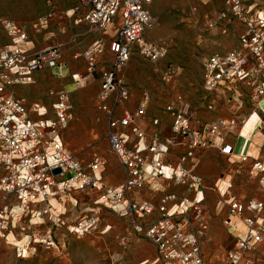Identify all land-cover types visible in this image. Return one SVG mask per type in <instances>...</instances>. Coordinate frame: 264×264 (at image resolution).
Segmentation results:
<instances>
[{
	"label": "built area",
	"instance_id": "obj_1",
	"mask_svg": "<svg viewBox=\"0 0 264 264\" xmlns=\"http://www.w3.org/2000/svg\"><path fill=\"white\" fill-rule=\"evenodd\" d=\"M89 5L84 19L99 29H105L118 17V28L110 50L114 53L112 67L102 71L97 107L107 117L106 137L111 151L125 169V178L116 185L102 184L100 171L103 159L95 155L85 168L83 162L64 144L59 129L64 128L72 118L67 91L58 93L54 104L55 119L32 121L28 117L25 100L5 93L7 87L16 83H28L36 70L60 65L61 44L28 52L18 45L25 38L21 28L13 22L1 21L15 42L0 45V240L12 245L19 258L28 257L36 250L34 243L45 248L53 246L51 228H47L38 240L30 234L33 218L48 216L53 226L64 225V220L52 212L50 200L70 191H98L96 203L104 204L118 211L122 216L136 214L144 217L153 210L148 201H129L127 195L144 186L150 179L175 180L194 187L198 178L191 176L183 167L181 158L173 165L166 160L171 146L184 144L187 155L194 148L205 147L213 139H222L231 126L217 120L201 124L182 106L170 103L166 106L172 118L170 136L159 140H146V131L138 122L145 113L148 94L144 92L138 107L117 115L116 108L130 96L129 88L122 76V70L133 51H138L150 61L163 59L167 46L160 40H149L146 33L156 22L150 12L151 0H81ZM231 16L244 25L240 35L241 48L224 53H215L204 58L203 83L208 92L215 91L222 83L233 80L244 81L253 87L255 101L264 97V82L258 83V75L264 72V12L254 10L242 0H226V10L217 15L218 20ZM44 17L35 27L47 22ZM213 24H210L212 26ZM100 43L91 45L85 52L88 65L83 75L74 74L75 82L85 83L93 74L96 54L102 52ZM249 56L255 60V67H248ZM173 69H169L167 77ZM181 101V97L177 98ZM35 112H41L33 105ZM259 127L264 132V109ZM157 123L158 120H152ZM232 123V121H231ZM214 139V140H215ZM226 152L231 148L225 146ZM243 159L246 156H241ZM252 175L257 178L263 190L261 198L251 197L245 201L231 198L225 224L237 234L234 247L229 251L225 264H240L246 252L254 250L264 241V161L252 163ZM182 198L177 201L174 193L162 197L159 205L161 217L148 226L145 235L157 248V257L140 264H207L203 258L199 236L206 228L200 220L198 230L185 231L176 221L191 207L201 201ZM172 204L169 206V203ZM43 204L41 208H37ZM197 209V208H196ZM197 211V210H196ZM24 218H28L23 225ZM97 215L80 219L67 226L68 232L80 237L90 233L97 224ZM203 222V223H202ZM18 226L20 237L13 230Z\"/></svg>",
	"mask_w": 264,
	"mask_h": 264
},
{
	"label": "crops",
	"instance_id": "obj_2",
	"mask_svg": "<svg viewBox=\"0 0 264 264\" xmlns=\"http://www.w3.org/2000/svg\"><path fill=\"white\" fill-rule=\"evenodd\" d=\"M205 1L209 4L208 8H213V1L215 0ZM223 3L225 10L226 0H224ZM246 5L251 6L254 10L263 11L256 8L254 4ZM88 10L89 5L81 0H0V45L11 44L16 41L14 36L9 34L8 30L4 27L1 21L13 22L21 28L25 34V38L18 42V45L28 52L47 48L54 44H61L62 58L59 66L53 68L44 67L36 70L32 73L31 80L28 83L13 84L12 86L6 88L5 93L12 94L16 98L24 99L28 109V117L32 121H37L39 119L54 120V104L58 99V93L63 90L67 91L69 103L71 105L72 118L64 128L59 129L62 138L63 131L66 127L69 129L73 127L72 124L82 121L83 115L81 113V108L84 105V91L91 85L95 86L97 111L95 112L92 110L86 116V119L90 124L88 130L93 136L97 130L98 124L101 121H105V135L107 133V117L104 113L99 111L97 107V95L100 90L101 73L102 71L111 68L114 61V53L110 50V43L114 40L117 33L118 17L116 16L112 23L106 26L105 29H99L84 19ZM48 15L49 17L47 18V22L36 28L35 25L39 24L41 20ZM217 15L218 13H212L210 14V17L206 19L209 29L217 31L220 34H226L230 29L229 35L234 38L235 46L226 51L241 48L240 35L244 31L243 23L231 16L218 20ZM210 24L213 25L210 26ZM98 43L102 45L103 50L95 56L96 61L93 74L85 83L75 82L72 77L74 74L83 75L86 72L88 65L85 57L86 50L91 45ZM255 66V60L249 56L248 67L252 68ZM170 68H172V66ZM172 72L175 73L173 78L174 82L177 84L185 82V91H183L182 94L176 91L172 100L167 101L163 105L162 102H155L154 97L151 96V99L147 103L146 107V111L148 110L147 112H149L151 116L145 112L143 117L138 120L146 131L147 142H150L154 137L162 140L160 132L163 129V126L167 125V123H165L166 121H169L168 126L171 129L172 118L166 110V106L170 103H175L176 105L182 106L186 109L192 115V118L199 121L201 124L209 125L217 120H223L226 122L234 121L235 125L231 126L229 129L230 132L227 133L228 135L229 133L234 132L233 134L236 135L233 141L227 142L231 148V152H228L229 156L237 157L239 161L250 160L251 165L255 160L264 161V132L259 127L260 119L262 118L261 108L264 109V97L255 101L253 99V87L244 81L237 80L224 82L215 91L208 92L204 87L203 67L201 64L197 69V73L192 72L188 65H176ZM122 76L130 91L129 84L125 79L123 70ZM257 82H264V72H261L258 75ZM178 87L179 86L177 85L176 88ZM243 88L247 90V93L243 92ZM212 96L217 97V101L211 100ZM178 97H181L180 102L177 101ZM124 102L119 104L116 108L117 115H121L124 111H127V109L123 106ZM35 104L41 108V112H35L32 109V106ZM154 119H157L158 122L153 123L152 120ZM239 120L240 123H237ZM144 121L150 122V128ZM70 123L71 125H69ZM179 149L182 151V155L172 164H178V162L181 161V158L185 157V160L182 162L183 167L189 171L191 176L198 178L199 181L195 183L194 187L189 188L187 184H181L172 179H157L153 181L150 179L144 186L131 191L127 195V202L148 201L153 204V210L144 217H138L133 213L123 217L131 224H127V226L122 230L118 231V229L116 230L115 228H112L113 233H116L118 237L120 236L122 240H124V244L126 246L128 244L127 251H129L130 263L140 264L144 261H151L157 257L156 245L148 237H146L145 230L161 217L159 205L164 195L174 193L177 196V201L182 198H186L189 202L192 201L195 196L198 199L202 197L199 204H195L197 209L191 207L186 213L177 218L176 221L185 231H195L200 228V225H197L194 222L193 213L196 210H200L199 206L206 205L205 200L207 198L206 194L209 192L208 189H217L222 197L225 195L227 196L226 199L224 198V202H226L228 206L227 211L223 214H219L220 212L218 210H213L211 212L213 216L217 213V223H222V225L220 227L213 226L212 219L211 221L208 220V223L205 220L206 228L199 236L201 252L202 236L205 235L207 239H211L216 243L217 236L219 234L215 231L217 228H219L222 233L227 231V233L236 241V232L225 224V219L228 217L229 213L228 202L231 198H235L239 201H245L251 197L261 198L263 196V190L260 187L258 180L256 190L251 192L246 198L239 199L235 195H231L229 193L230 191L227 190L228 184H226L227 180L225 172L222 175H219L220 177H218V180L214 181V187H208L205 180L206 174H202L199 169H196V164H191V161L194 158L189 161L192 155H187L188 148L184 144L171 146L169 152ZM242 155L246 156V158L243 159L241 157ZM98 156L103 159L100 176L104 187L116 185L122 182L124 179L113 184L105 178L104 169L107 167V162L103 156ZM80 160L83 162L84 167L87 168L88 163L92 159L88 162H85L82 159ZM56 200L57 198L50 200V204L52 206L51 210L64 220V210L56 211ZM171 204L172 202L169 203V206ZM40 205L41 207L43 206V204ZM33 221H37L34 226L39 225L40 223L42 225L45 224L44 226L46 229L49 227L48 224H46V221L49 223L48 216L45 214L39 221L35 220V218H33ZM50 226L54 230H57L59 229L58 227H60H55L51 224ZM4 244L9 245L6 242H4ZM215 247H218L217 250L225 252V249L219 247L217 244H215ZM230 250L227 251L223 264H225ZM203 258L207 264H212L209 263L204 256Z\"/></svg>",
	"mask_w": 264,
	"mask_h": 264
},
{
	"label": "rangeland",
	"instance_id": "obj_3",
	"mask_svg": "<svg viewBox=\"0 0 264 264\" xmlns=\"http://www.w3.org/2000/svg\"><path fill=\"white\" fill-rule=\"evenodd\" d=\"M242 1L245 4H254L256 8L264 11V0ZM213 2V8H208L209 4L205 0H151L149 9L156 24L145 36L149 40L164 42L167 46V53L161 60L150 61L138 51L133 52L123 67V74L130 87V96L124 102V108L128 111L136 109L144 92L148 94V102L152 96L155 102L165 104L172 100L176 91L182 94L186 86L185 82L179 83L180 85L174 82L175 73L167 77L169 69L172 70L176 65H188L192 72L197 73L205 57L215 52H224L235 46L234 38L229 35L230 29L226 34L209 29L206 19L212 13L219 14L224 10V0ZM177 85L180 89L176 88ZM243 92L247 93V90L243 88ZM95 96L94 85L84 91V105L81 108L83 119L81 122L72 124L73 127L69 129L66 127L63 131V139L66 147L85 162L90 161L95 155L103 156L107 162V167L104 169L105 178L115 184L124 179V167L109 149L105 135L106 122L101 121L98 124L93 136L88 130L90 124L86 116L92 110L97 111ZM211 100L217 101V97L212 96ZM147 111L145 109V112ZM147 114L151 116L149 112ZM144 122L150 128V122ZM165 123L167 125L163 126L162 133L160 132L162 139L172 134L168 126L169 121ZM227 123L231 126L235 125L234 121ZM237 123H240V120ZM229 129L226 130L222 139L214 138L215 140L213 139L207 146L194 148L189 161L194 158L191 164H196L195 168L199 169L202 174H206L205 180L208 187H214V181L225 172L227 190L231 195L243 199L256 190L257 179L252 175L250 160L239 161L237 157L229 156V153L223 149L229 146L227 142L233 141L236 136L234 132L227 135L230 132ZM181 155L180 149L173 150V152L168 150L166 160L172 164ZM208 191L207 198L205 197L206 205L199 206L200 210L193 213V219L197 225H200V220L204 222L206 220L208 223V220L212 219V225L220 227L222 223H217V213L213 216L211 212L218 210L219 214L225 213L228 206L224 198L226 199L227 196L222 197L217 189L210 188ZM97 196L98 191L87 190L70 191L61 198H57L56 211L64 210V225L54 230L46 221L52 231L53 246L45 248L39 243H34L35 252L28 257L19 258L14 246L6 245L4 240H0V264H133L129 262L128 244L126 246L124 240L112 231V228L120 231L131 223H128L127 219L123 218L125 216L118 211L96 203ZM39 207L41 205L37 206ZM92 214H96L98 219L96 227L90 233L77 237L68 232L69 224H74ZM40 219L35 218L38 221ZM27 221L28 218H24L21 223L26 225ZM44 225L39 223L34 227L31 226V231L28 233L36 234L39 240L46 231ZM218 230L219 228L215 230L219 233L216 243L207 239L205 235L201 238L203 256L212 264H223L227 251L235 243L227 231L222 233ZM13 232L17 238L20 237L18 226ZM215 244L224 248L225 252L217 250L218 247H215ZM240 264H264V242L254 250L246 252Z\"/></svg>",
	"mask_w": 264,
	"mask_h": 264
},
{
	"label": "bare ground",
	"instance_id": "obj_4",
	"mask_svg": "<svg viewBox=\"0 0 264 264\" xmlns=\"http://www.w3.org/2000/svg\"><path fill=\"white\" fill-rule=\"evenodd\" d=\"M231 152V151H230Z\"/></svg>",
	"mask_w": 264,
	"mask_h": 264
}]
</instances>
